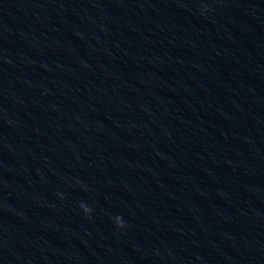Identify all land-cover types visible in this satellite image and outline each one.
Segmentation results:
<instances>
[{
    "label": "clouds",
    "instance_id": "obj_1",
    "mask_svg": "<svg viewBox=\"0 0 264 264\" xmlns=\"http://www.w3.org/2000/svg\"><path fill=\"white\" fill-rule=\"evenodd\" d=\"M79 207L86 217H91L92 212H93L92 207H90L88 204H86L84 202H81ZM112 219H113V222L115 223L117 229L122 230V229H125L127 227V224H126V222L122 216L117 215V216L113 217Z\"/></svg>",
    "mask_w": 264,
    "mask_h": 264
}]
</instances>
